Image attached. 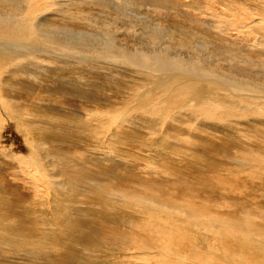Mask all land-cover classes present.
I'll return each instance as SVG.
<instances>
[{"label": "bare ground", "instance_id": "6f19581e", "mask_svg": "<svg viewBox=\"0 0 264 264\" xmlns=\"http://www.w3.org/2000/svg\"><path fill=\"white\" fill-rule=\"evenodd\" d=\"M110 1L112 0H90L87 3L95 2L96 5ZM63 2L65 4H61ZM67 2L70 0H0V122L18 131L25 142L27 155L25 158L18 156L14 147L6 145H3L0 151L10 163H17L20 175L33 184H29V191H25V195L33 196L36 203H42L46 208L44 214L35 209L36 227L32 226L30 231L33 233L30 234L22 222L10 223V218H14L16 213L14 203L3 199L0 202V253L7 251L20 256L21 260L22 255L27 254L33 256L34 260L41 258L43 247H48L49 250L51 247L58 248L54 242L65 251L67 242L64 234L58 231L56 223L63 222L75 211H87V203L83 201L87 198L92 204V211L103 214L104 209L106 218L116 225L113 227L118 228L114 234L115 238L108 237L109 234L101 241L90 237L95 244L93 251L99 264H110L111 260L116 261L113 264H264V185L260 187L257 183L243 184L248 182L247 178L238 180V174L235 177L223 171L222 175H225L226 181L229 179L231 182H244L212 184L205 189L204 196L200 195V189L186 184L184 206L180 201L167 197L166 192L160 198L156 197L154 191L149 196L140 197L136 190L132 192L129 189L131 200L124 199L127 195L116 190L111 197L106 196L107 192L102 193L105 196L103 201L96 196L92 200L88 187H84L83 197L74 190L73 184L76 181L72 178H54L60 174V169L50 168L55 156L51 149L46 148L49 140L55 137L53 133L70 131L79 138L81 142L77 145L90 153L93 162L95 155L96 158L105 157L103 160L109 161L111 158L99 139L125 141L123 139L127 138L135 144L134 139L148 138L160 132L164 143H154L156 154L155 149L149 148L151 146L148 145L149 140L157 138L146 141L148 144L145 143L144 150L151 153V161L154 165L158 164L161 170L164 162L167 167H173L178 165L180 160L190 161L189 157L194 155L186 150L184 141L172 142L170 133L177 135V132L180 137L185 135L193 139L201 138L199 132L207 135H211L210 132L231 135L235 130L234 125L240 121L249 129L254 123H262L261 127H264V112H261L264 110V60H254L262 65L259 72L251 65L252 72L249 76L236 75L238 68H241L244 60L251 56L259 44L257 37L253 36H258L259 26H263L264 37V13L256 14L255 9L252 11V7L247 6V0H241L236 8L220 2L222 9H217V14H193L190 22L198 27L203 25L204 31L192 30L193 34L187 35L186 40L175 39L169 29L161 25L165 24L163 22L169 25L177 23L173 15L162 14L155 11L153 6H149L150 3L154 5L152 0H125L121 3L116 1L114 6L118 8L119 15L115 17L96 14L95 11L89 18L84 14L78 22L89 23L87 28H69L67 23L61 25L59 21L46 26L48 19L54 16H60L61 21L66 19L63 10H70V4ZM261 2L264 0H254L251 3L258 5ZM143 7H151L154 14L158 13L152 21L149 16L142 14ZM59 9L62 11L59 12ZM208 20L210 23H207ZM234 20L235 23L230 28V23ZM113 27L122 28V33L127 38L116 39L111 33ZM139 30L145 38L151 40L138 39ZM232 30L243 37L239 46L244 60L238 52L234 53L231 47L225 46L227 42L234 44L236 40ZM252 36L255 41L251 43ZM223 56L228 59L224 60ZM231 59L234 66L228 68ZM122 67L123 71L119 69ZM63 68L69 71L68 86L79 88L81 85L87 86L88 89L97 88V79L94 80L93 75L98 72H123L121 75L132 73L128 75V80L122 81V87L132 91L117 90V94L111 97L103 86L106 91L101 89L102 91L99 90V94L95 95V90V96L91 92L90 97L96 100L91 101L94 106H81L77 113L79 116L94 113L92 115L96 120L88 122L81 118L80 123L73 122L71 126L59 123L58 119L53 118L57 115L59 117L62 110L53 99L28 96L26 106L29 108L27 112H23L22 103L17 101L21 98V95L17 97L18 90L29 89L31 83H41L44 77H50L49 79L56 82L61 81L65 74H60L62 72L59 71ZM190 74H193L194 85L183 81V78ZM101 80L104 82L103 78ZM110 84L111 82L108 83ZM90 90L84 89L85 92ZM27 92L28 95L32 94ZM75 93L82 92L79 88ZM33 94L39 95L37 92ZM83 110L85 112L81 113ZM63 113L65 114V111ZM186 116L192 124L188 125L189 128L184 126L183 120ZM61 137L63 139V136ZM189 148L192 149L193 145H189ZM252 152L253 150L249 153ZM257 157L253 161H259L263 167L264 158L259 155ZM249 162L241 163L243 165L240 171L247 173L261 169L259 176L264 180V168L255 167V162ZM21 163L29 168L28 171ZM33 170L36 173L32 174ZM8 174L9 171L7 174L3 173ZM12 174L17 176V172ZM36 174L42 176V183H38ZM220 175L218 173V176ZM85 180L81 178L78 181L85 183ZM216 181L220 183L217 179ZM44 188L47 191L45 196ZM26 199L31 202V197ZM96 204L100 205L97 210L93 208ZM30 213L27 208L26 217ZM182 213L186 214V217H182ZM137 227H144L146 231H139ZM64 229L69 231L66 225ZM132 230L138 235L134 240L124 234ZM76 231L75 227L73 236ZM30 238L35 240L33 246L37 247V250L31 251V255ZM133 245L134 247H131ZM68 251L66 252L71 253Z\"/></svg>", "mask_w": 264, "mask_h": 264}, {"label": "rangeland", "instance_id": "374dc122", "mask_svg": "<svg viewBox=\"0 0 264 264\" xmlns=\"http://www.w3.org/2000/svg\"><path fill=\"white\" fill-rule=\"evenodd\" d=\"M87 1H90V0H70V2H67V4H70V10H68V9L66 11L63 10L65 12L64 17L66 19H63L62 20L63 22H62L60 20V18H61L60 16H58V17L54 16V17L48 19V21L46 22V26L53 24V22L59 21V23H61V25H64L67 23L69 28L70 27L74 28V29H81V27L87 28V26H88L87 24H89V23H86V21L78 22L81 19L82 15L85 14V16L87 15L88 16L87 18H89L90 15H92L95 11L96 14L99 13V14H103L105 16H112V17L118 16L119 10L117 7L114 6L115 2L117 1L116 3H118V2L121 3L122 1H125V0H115V1L112 0L114 3L112 1H110V2L96 4V5H94L95 2L87 3ZM126 1H129V0H126ZM130 1L132 2L133 0H130ZM152 1H154V5L150 3L149 6H153L155 11L161 12L162 14L173 15L174 21L177 24L169 25V23L163 22L166 25L165 24H161V25H163L166 29H169L171 35H173L174 38L177 40H182V39L186 40L187 35L193 34L191 32L192 30H194L196 32H203L204 31L203 25L198 27L194 23L190 22V19L193 18V14L196 16L203 15L201 13L217 14V9H222V7L220 6L221 3L222 4H228L232 8H236L237 6L240 5V2H241V0H152ZM247 1H249V3L246 2V3H248L247 6H249L250 8L252 7L251 8L252 11H253V9H255L257 11L256 14L257 13H261V14L264 13V2H261L258 5H253L251 2H253L254 0H247ZM64 2L61 4H65ZM131 2H129V3H131ZM219 7H221V8H219ZM154 10L151 7H143V10H141V11L143 12L142 14L149 16L148 18L152 21V19L155 17V14H158V13L154 14L153 13ZM61 11H62V9H59V12H61ZM241 14H242V12H241ZM158 20L161 21L159 18H158ZM77 22H78V24H77ZM207 23H210V21L208 20ZM234 23H235V20L230 23V28L233 26ZM122 30H123L122 28L113 27L111 33L116 37V39L117 38H127L122 33ZM257 32H258V36H256V34H253V36L257 37L259 44H258V46H256L254 48V51L252 52L251 56L249 55V57H247L245 60L241 57V54H240V48L241 47L239 46V43L242 41V38H243L242 36L238 35L235 31L232 30V35L235 37L236 40H235L234 44L230 43V42H227L225 44V46H229L232 48V52H234V53L238 52L240 58H242L244 60V64L241 66L240 69L238 68V70H237L238 71V73L236 74L237 76H240V77L244 76V75L249 76L248 74L250 72H252L250 69L251 65H254L256 72H259L262 69V65L260 63L255 62L254 60H264L263 26H259L257 29ZM208 33L213 35V33H211V32H208ZM137 36H138V39H140L142 41L151 40V39L145 38L144 35L140 33V30L137 32ZM253 36L250 38L251 43L253 41H255V39H253L254 38ZM250 42H249V44H250ZM118 43H121V42L118 41ZM39 57H41V56H39ZM187 57L190 58V56H187ZM42 58H44V57H42ZM223 59L226 60V59H228V57L223 56ZM233 66H234V62L231 59V64L228 66V68H232ZM58 68H62V67H58ZM119 69L121 71H123V67L119 68ZM124 71L126 72V70H124ZM170 71H172V70H170ZM59 72H62L60 74H65L64 75L65 79L63 77V79L61 81L56 82L55 80L53 81L52 79H49L50 77L49 78L44 77V81H42L41 83H37V84H35L34 82H33L34 84L31 83L29 85V89L18 90L17 93L19 95H17V97H20V95H21V98H20V100H17V101L22 103V109H23L22 111L23 112H27V110L29 108L28 106H26V99L28 96L33 95L32 98L41 97L44 99H47V98L53 99L54 102H56L58 104V106H60V108L62 109L60 111L59 117L57 115L53 118L55 120L58 119L57 122H59V123H62L65 125L70 124V126H71V124L73 122L77 123V121H78V123H80L81 118L86 119V121L88 120V122H89V120L90 121L96 120V118H94V116H93L94 113L87 114L85 116L84 115L79 116L80 114L77 113V110L79 111V109L82 108L81 106H86V105L87 106H94V103H92L91 101H96V100H94V98L90 97L91 94H93V96H95V95H97V93L99 94V90L100 91H102V90L106 91V88H107V91L109 92V95L111 97H113L117 94V90L132 91V89L131 90H125L122 87L123 86L122 81L128 80L130 78L128 75L132 74V73H129V74L126 73V75H127L126 76L125 73L123 75H121L123 72H121L120 74H119V72H117L118 76H119V77H117L116 72L113 73L112 71L111 72L107 71V72H105L106 74L98 72V73L93 75V77L95 76L94 80L97 79L95 82L96 83L95 85L97 88H89L92 91L90 90L88 92L87 91L85 92L84 89L89 90L88 87L79 85L80 91L83 93V96H82V93L81 94L75 93V91L79 90L78 87L68 86L67 74L69 73V71L67 69L63 68V70L60 69ZM106 76H108V77H106ZM116 77L120 78V80L117 79ZM102 78H103V80H104V78H106L107 80L105 79L104 82L109 81L108 83L111 82V84L108 85V83H106V82L104 83L101 80ZM108 78H110V80ZM111 80H113V81H111ZM115 81H116V83H115ZM183 81H185L191 85L195 84L193 74H190L189 76L183 78ZM52 82H54V83H52ZM101 82H103V83H101ZM36 86H38L39 89ZM62 86H64V87H62ZM103 86L106 88H104ZM33 88H34V90H33ZM69 88H70V90H69ZM112 88L116 92L112 91L113 90ZM62 89H63V91H62ZM27 91L32 92V94L28 95ZM68 91H69V93H68ZM36 92L39 93L38 96L33 94ZM72 92L74 93L75 96L73 95ZM84 93H85V95H84ZM94 93H95V95H94ZM76 95L77 96L80 95V96L77 97ZM80 97H82V98H80ZM250 102L254 103L253 101H250ZM259 106H261V104ZM84 108H86V107H84ZM63 110L65 111V114L63 113L64 112ZM80 112L83 113L85 111L83 110ZM261 112L263 113L264 110ZM43 114L46 115L45 112ZM75 114L78 115L79 117L76 116ZM62 116H64V117H62ZM65 116H67L68 118ZM71 117H72V119H71ZM64 118H67V119H64ZM78 118H79V120H78ZM70 120H72V122ZM73 120H75V121H73ZM185 120H186V122H185ZM189 120H190V118L188 116H186V118H184V120H183L184 126H186L187 128H189L188 125L191 124V122ZM67 122H69V123H67ZM234 126H235V130H233L234 132L231 135L226 134V133H221V132H219V133L217 132L215 134H212V132H210V131L209 132L211 135H207V134L199 132V134H200L199 136H201V138L200 137H196V138L194 137V139L189 137V136H185V135H181L182 137H180L178 135V133L174 130L173 132L174 133L176 132L175 134H177V135H174V134L172 135L170 133V136H172L173 139H175V137H176L175 140H173L171 138L172 142L178 143L179 140L184 141L185 146H186V150L191 151V153H193L194 155L192 157H189L190 161H188V160H184V161L182 160L181 161L180 160V161H178V165H175L173 167H167L165 165L166 162H164L161 170L158 168V164L154 165V162L151 161L152 160L151 153L147 150H144L145 149V143L147 145L148 142H146V141H148L150 138H157L156 140H152V141L149 140L148 146H151L149 148H151L153 150L155 149L153 147L156 143H164V140L161 139V137L163 135L160 136V134H159L160 132L156 133L155 135H151L148 138L142 137V138L134 139L136 142L135 144L131 142L132 141L131 139L129 140L127 138L123 139L125 141L120 140L121 141L120 142L118 140L116 141L113 139H106V138L101 140L97 137L101 141V145L105 146L104 150H105V152H107L109 154V157L111 158V159H108L110 161V163L106 159L103 160V158H105V157L96 158V155L94 157L95 162H93L91 159L90 153L77 145L81 142L80 140H78L79 138L77 136L73 135L70 131H65V132L60 131L58 133L56 131L55 133H53V135L55 137L53 136L54 139L49 140V143L46 145V148H48L49 150L51 149L50 151H52L54 156H55V160L53 162H51L50 168H52V169L54 168L55 170L60 169V174L54 178H59V177H70V178H72L73 180H75L77 182V183L75 182V184H73L74 190L76 191V193H79L81 195L83 192L85 193L84 187L85 186L88 187L91 190V191H89V193L92 197V200L94 199V196H96L98 198L100 197V201H103L105 199L104 194H106V192H107L106 196L110 195L109 197H111V196H113V192L115 190L118 192H124L127 195V196H125L124 199H127V200H131L130 196H132L129 190H132V192L134 190H136L137 194H139L140 197H144L147 195L149 196L150 193H152L154 191L156 193L157 198H160L163 195V193L166 192L167 197L170 196L171 199H174L177 202L180 201L179 203H181V205L184 206V205H186V184L194 185L195 187L200 189L199 190L200 195L204 196V192L206 193L205 189L208 188L209 186H212V184L218 185V184L222 183L223 185H226V184H240V183L242 184V182H244V181L231 182L227 178V176H226V178L228 180L226 181L224 179L225 175H222L224 173H227V174L230 173L229 174L230 176H231V174H233V176H235V177H237V174H238V177H237L238 180H241L242 178H247L248 182H244L243 184H245V183L246 184H256L257 183L260 187H262V185H264V180H262V178L259 176V172L261 171V169L259 171H257V169H255L256 171L253 170L255 173L252 171H248L247 173L244 171H240L242 169L241 166L243 165L241 163H246V162L248 163V161H250L249 163H253V162H255V160L253 161V159L258 158L257 155L264 158V130L260 129V128H264V127H261L262 123H261V125L254 123V126L252 125V127H250L251 129H249L244 124L243 121H240L238 124H236ZM142 130H144V128H142ZM145 131L148 132L147 129ZM258 132L260 134H258ZM60 133H61V136H63V139L61 136H59ZM50 135L52 136V134H50ZM57 135L59 138L56 137ZM158 135H159V137H158ZM251 135H252V137H251ZM63 140H64V143H63ZM205 140H207V142ZM199 141H201V142H199ZM210 142H211V144L212 143H214V144L211 145ZM205 143H207V144H205ZM240 143H241L242 148L240 146ZM141 144H142V148H140ZM232 144H233V146H232ZM3 145H6L7 147H14L15 151H16L15 153L18 152V154H19L18 156H22L25 158L27 155L26 149H25V142L22 139V137L20 136V134L18 133V131L14 127L12 128V127H9L8 125L4 126V123L0 122V148ZM189 145L191 147L193 145V148L190 149ZM236 145H238V146H236ZM251 150H253V152L249 153ZM142 151L144 153H142ZM154 151L156 154V149ZM246 152H248V153H246ZM144 154H148V155L146 156ZM143 156H145V157L143 158ZM148 158H150V159H148ZM249 159H251V160H249ZM241 160H243V161H241ZM108 164H110V165H108ZM107 165L110 168L107 167ZM224 165L227 167H224ZM252 165L253 164H251V166ZM21 166L24 167V169L26 168V170L29 169V168H27V166H24L22 163H21ZM254 166L255 167H262V165L259 163V161H256ZM262 168H264V166ZM18 170H19L18 164L17 163H15V164L10 163L8 158L5 157L4 155H2V152L0 151V172H1L0 173V202L4 199L6 201L14 203V209H15L16 213L14 215V218H10L11 219L10 223L11 224H19L22 222L21 224L26 225L27 233L31 234V233H33V231H30L32 226L36 227V223H35L36 215L34 214L35 209H38L41 212L40 214H44L45 206L42 203H36L35 202L36 199H34L33 196H31V195L26 196L25 195L26 192L29 191V184L30 183L27 181L26 178H23L22 174L20 175ZM104 170L105 171L108 170V171L105 172ZM228 170L230 172H228ZM235 170H237V171H235ZM238 170H239V172H238ZM7 171H9L10 174L3 175V173L7 174ZM31 171H32V168H31ZM223 171H224V173H222ZM12 172H14V173L17 172V176H14L12 174ZM34 172L36 173V171L33 170L32 174ZM218 173H219V175L220 174L221 175L218 176ZM242 174H244L245 176ZM36 175H38V174H36ZM240 175H241V177H240ZM230 176H228V177H230ZM218 177H219V179H218ZM81 178L86 179L85 183H81L78 181ZM38 179H39L38 183L43 182V180H42L43 178L41 175H38ZM216 179L218 181H220V183L217 182ZM21 181L25 182L27 184H22ZM30 185H33V184H30ZM38 185L40 186V184H38ZM43 186H44V183L41 184V188H43ZM25 188H27L28 190H26ZM102 193H104V194H102ZM45 195H47V191L44 188L43 196H45ZM27 197H31V200H30L31 202H29V200L26 199ZM83 201H85L87 203V206H88L87 211H85V212L75 211L69 216V218L65 219L63 222L57 221V223H56V227H57L58 231L61 234H64V237H65L66 242H67L65 251H62L60 248V245L57 244L56 242H54V245L58 246V248L51 247L49 250L48 247H43L41 249L43 250L44 255L41 254V258L37 257L34 260H33V256L32 257L28 256L26 253H25L26 255H24V256L22 255L23 259L21 260L20 256H15V255H12L10 252L5 251V252H3V254L0 253V264H23L25 261H26L25 264L26 263L27 264H92V263L93 264H99V261L96 260V256H95L94 251H93L95 244L91 241L92 240L91 238H96L97 240L101 241V240H105L106 236H108V234H109L108 237H114L115 238L116 235H114V234L118 228L116 229V227H113V225H115V224H113L111 221H109L106 218V211L104 209H103V214H99L98 212H96L94 210L92 211L90 209V206L92 204L90 203L89 199L84 198ZM80 207H81V209H83L82 206H80ZM27 208H29V210L31 212L30 215L27 216L29 219L26 217ZM93 208H95L97 210L100 208V205H97V204L93 205ZM181 216L186 217V214L182 213ZM65 225L68 226L69 231H66L64 229ZM75 227L77 228V231H76V235L73 236L72 231ZM137 228L139 231H146V229L144 227H137ZM34 233H36V232H34ZM41 234H43V233H41ZM124 234L130 236L131 240H134L138 236L134 230H132L130 233L126 232ZM118 236H119V234H118ZM34 242H35V240L30 238V246H29L30 255H31L32 250L33 251L37 250V247L33 246ZM131 247H134V245ZM87 248H89L88 251H87ZM66 251L71 252V253H67ZM68 254H70V255H68ZM78 255H81V257H79ZM82 256H83V258H82ZM28 258H29V260H27ZM89 261H91V262H89ZM111 261H112V263L110 262V264H113V262H116L113 260H111ZM107 264H109V262ZM114 264H116V263H114ZM133 264H134V262H133ZM144 264H146V263H144Z\"/></svg>", "mask_w": 264, "mask_h": 264}]
</instances>
